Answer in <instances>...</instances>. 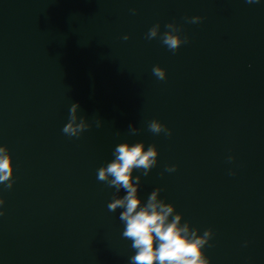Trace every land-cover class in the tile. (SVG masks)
I'll return each instance as SVG.
<instances>
[{
	"label": "water",
	"instance_id": "obj_1",
	"mask_svg": "<svg viewBox=\"0 0 264 264\" xmlns=\"http://www.w3.org/2000/svg\"><path fill=\"white\" fill-rule=\"evenodd\" d=\"M173 22L188 37L176 53L146 39ZM73 103L90 125L79 138L62 132ZM124 142L157 147L149 174L133 172L138 195L161 188L181 223L211 228L210 264H264V0H0V146L15 180L0 184V264H129L116 190L97 180Z\"/></svg>",
	"mask_w": 264,
	"mask_h": 264
},
{
	"label": "clouds",
	"instance_id": "obj_2",
	"mask_svg": "<svg viewBox=\"0 0 264 264\" xmlns=\"http://www.w3.org/2000/svg\"><path fill=\"white\" fill-rule=\"evenodd\" d=\"M247 3H258L259 0H246ZM133 14L135 9L131 10ZM189 23H199L203 19L200 16L186 18ZM160 24L156 23L146 33V39L159 38L160 42L173 53H176L183 44L188 43V37L182 36V28L177 24L168 23L164 27L166 31L161 33ZM124 40L129 37L125 35ZM153 75L163 81L166 79V70L156 65L152 69ZM78 103H73L69 109L68 122L62 128V132L68 137L79 136L90 128L83 117H78ZM100 121L97 120V127ZM132 135L139 129L129 125ZM148 130L153 134L163 133L171 137L172 130L157 119L148 122ZM158 149L149 145L145 150L143 142L129 144L127 142L118 144L112 159L105 166L97 169V180L106 183L108 187L115 188L112 200L107 208L110 212L123 209L119 219L125 227L122 236L130 241L131 248L135 254L130 257L129 264H210L205 256L204 248L209 245L214 233L211 228L205 230L203 235H198L199 229L192 228L188 222H182V214L176 212L175 206L165 203L160 199L161 188L154 189L146 202H142L138 195L141 176H133L135 170H142L143 175L157 165ZM229 162L234 157H228ZM176 165L165 166L166 172H175ZM230 175H235L230 172ZM14 180L13 158L7 146H0V184L11 189ZM124 190L123 196L118 195ZM5 201L0 198V216H3V205ZM210 246V245H209Z\"/></svg>",
	"mask_w": 264,
	"mask_h": 264
}]
</instances>
